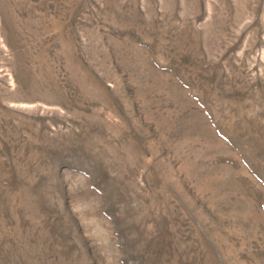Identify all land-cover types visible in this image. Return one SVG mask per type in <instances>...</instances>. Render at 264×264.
I'll list each match as a JSON object with an SVG mask.
<instances>
[{
	"label": "rangeland",
	"instance_id": "1",
	"mask_svg": "<svg viewBox=\"0 0 264 264\" xmlns=\"http://www.w3.org/2000/svg\"><path fill=\"white\" fill-rule=\"evenodd\" d=\"M0 264H264V0H0Z\"/></svg>",
	"mask_w": 264,
	"mask_h": 264
}]
</instances>
